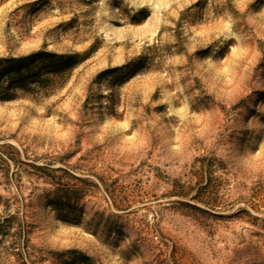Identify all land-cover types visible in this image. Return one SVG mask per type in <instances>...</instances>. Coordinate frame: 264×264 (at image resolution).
Instances as JSON below:
<instances>
[{"label": "rangeland", "instance_id": "rangeland-1", "mask_svg": "<svg viewBox=\"0 0 264 264\" xmlns=\"http://www.w3.org/2000/svg\"><path fill=\"white\" fill-rule=\"evenodd\" d=\"M41 50L84 60L0 100V264H264V0H0Z\"/></svg>", "mask_w": 264, "mask_h": 264}, {"label": "trees", "instance_id": "trees-1", "mask_svg": "<svg viewBox=\"0 0 264 264\" xmlns=\"http://www.w3.org/2000/svg\"><path fill=\"white\" fill-rule=\"evenodd\" d=\"M84 60L78 54L58 55L46 51H37L23 57L0 59V100L11 101L19 95L29 97H45L74 67ZM137 67L131 63L102 75L119 72L131 74ZM71 259L65 264H77L79 255L71 251Z\"/></svg>", "mask_w": 264, "mask_h": 264}]
</instances>
